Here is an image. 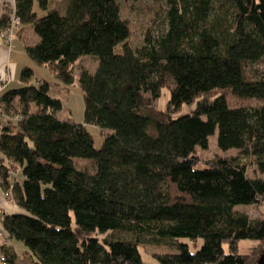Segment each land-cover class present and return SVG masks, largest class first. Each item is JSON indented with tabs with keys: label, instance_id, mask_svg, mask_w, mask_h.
<instances>
[{
	"label": "trees",
	"instance_id": "trees-1",
	"mask_svg": "<svg viewBox=\"0 0 264 264\" xmlns=\"http://www.w3.org/2000/svg\"><path fill=\"white\" fill-rule=\"evenodd\" d=\"M165 1V32L135 47L119 0H15L22 29L39 37L25 50L56 82L25 67L23 86L0 97V187L22 211L1 216L7 264H146L147 247L164 252L162 264H257L264 255V219L235 210L264 201V0ZM88 55L99 68L80 77L85 122L63 121L50 93L74 85ZM87 125L104 136L99 150ZM216 132L218 148L239 155L198 169ZM75 159L93 161L95 174ZM183 238L203 245L191 252ZM244 240L258 242L247 255Z\"/></svg>",
	"mask_w": 264,
	"mask_h": 264
},
{
	"label": "rangeland",
	"instance_id": "rangeland-1",
	"mask_svg": "<svg viewBox=\"0 0 264 264\" xmlns=\"http://www.w3.org/2000/svg\"><path fill=\"white\" fill-rule=\"evenodd\" d=\"M52 8L54 7H64L65 0H51ZM122 16L131 22L132 29L134 31L132 42L135 47H140L145 43V38L149 35L150 37L160 38L165 32L166 23L165 21V11L168 7L165 0H119ZM38 16L42 18L47 13L43 11L36 3L35 6ZM99 68V60L93 56H83L78 60L75 66L76 81L74 85L68 87V90H62L63 85L54 86L50 95L53 98L60 99L63 103V110L59 114V117L63 121H71L78 124H84L85 122V101L84 94L80 86V77L82 73H88L89 75H94ZM35 78L43 79L47 81L56 82L55 77L51 72L45 67L35 68ZM170 90L165 89L156 103L159 110H166L168 108V102L170 100ZM196 109V103L185 104L178 111L173 112V117L179 118L188 114H191ZM87 128L92 135L96 150L101 148L104 140V136L100 128L95 126L87 125ZM218 133L209 138L208 149L200 150L199 154L201 156L202 162L198 164V169L206 168L207 165L204 162L209 161L214 158H229L239 155L238 150L222 151L218 148ZM246 162V161H245ZM75 165L77 169L85 170L90 174H95L97 168L93 161L88 159H75ZM248 175L251 177L255 176L254 167H248ZM20 181L23 182V177L21 176ZM235 210L241 213H246L252 218L261 217L264 219V201L259 205L254 206H244L238 205ZM72 228L75 232L79 233V227L76 224L75 218L72 219ZM189 246L191 252H196L203 245V239H199L197 242H193L188 238H183L180 240ZM15 247H18V254L23 256L25 246L21 242L13 241ZM257 241L244 240L239 243L240 252L243 255H247L248 252L257 245ZM263 251L260 252L263 253ZM141 253L146 264H162L158 258L155 256L161 255L164 252L157 250L152 247H147L146 249L141 248ZM264 258L262 254L261 259ZM21 260L18 264H32L30 260L20 258ZM258 260L257 264H261Z\"/></svg>",
	"mask_w": 264,
	"mask_h": 264
},
{
	"label": "crops",
	"instance_id": "crops-1",
	"mask_svg": "<svg viewBox=\"0 0 264 264\" xmlns=\"http://www.w3.org/2000/svg\"><path fill=\"white\" fill-rule=\"evenodd\" d=\"M14 0H0V19L7 13V8L13 7ZM36 10V9H35ZM0 30V97L12 89L20 88L23 86L21 81V74L25 67H31L35 70V66L29 58L25 50V39H31L34 44H37L39 37L33 33L29 27L21 28L15 35L11 48H8L2 39ZM0 116V121L1 120ZM0 153V160L2 159ZM21 209L18 208L12 200L5 197L3 190L0 187V229H3L1 223V216L3 214H19ZM13 242V241H12ZM11 242V251L18 254V247H15ZM21 259H18V262Z\"/></svg>",
	"mask_w": 264,
	"mask_h": 264
},
{
	"label": "built area",
	"instance_id": "built-area-1",
	"mask_svg": "<svg viewBox=\"0 0 264 264\" xmlns=\"http://www.w3.org/2000/svg\"><path fill=\"white\" fill-rule=\"evenodd\" d=\"M12 11L13 12L11 15L10 25L7 28H5L1 33L4 44L8 48H11L16 33L20 31L22 28L21 19L17 16V13H16L17 11H16L15 0H14V5L12 7ZM5 197L6 199L11 200L8 193H5ZM9 244H10L9 235L3 229H0V248L8 247ZM0 264H7V258L1 251H0Z\"/></svg>",
	"mask_w": 264,
	"mask_h": 264
},
{
	"label": "water",
	"instance_id": "water-1",
	"mask_svg": "<svg viewBox=\"0 0 264 264\" xmlns=\"http://www.w3.org/2000/svg\"><path fill=\"white\" fill-rule=\"evenodd\" d=\"M259 263V262H258ZM261 264H264V258L261 259L260 261Z\"/></svg>",
	"mask_w": 264,
	"mask_h": 264
}]
</instances>
